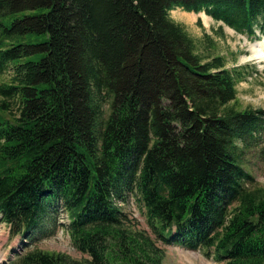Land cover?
Here are the masks:
<instances>
[{"label": "trees", "instance_id": "trees-1", "mask_svg": "<svg viewBox=\"0 0 264 264\" xmlns=\"http://www.w3.org/2000/svg\"><path fill=\"white\" fill-rule=\"evenodd\" d=\"M173 8L264 35V0H0V222L34 241L60 210L82 255L3 264H160L157 241L264 264V185L241 164L264 109L228 104L243 73Z\"/></svg>", "mask_w": 264, "mask_h": 264}, {"label": "rangeland", "instance_id": "rangeland-1", "mask_svg": "<svg viewBox=\"0 0 264 264\" xmlns=\"http://www.w3.org/2000/svg\"><path fill=\"white\" fill-rule=\"evenodd\" d=\"M167 13L170 19L175 22L179 21L178 23L199 47L206 43L203 38L204 33L211 37L215 53L224 57L226 66L234 67L243 73V79L235 83L234 101L229 102V105L234 104L236 108L264 109V62L247 58L251 53V46L264 36L256 40L250 39L244 34L235 33L220 22L213 21L202 12H184L179 8H173ZM197 19L201 26L196 24ZM6 75V73L1 74L0 78L4 79ZM245 146L241 164L252 174L255 184L264 185V133L260 136V140H250ZM121 207L136 228L143 229L152 236L144 219L142 208L132 198L129 197ZM62 221H65L64 213L59 210L54 232L34 241L23 239L18 235L10 236L7 226L0 222V264L6 262L14 253L32 247L63 252L76 259L82 256L71 246L64 227L60 225ZM26 244V248H23ZM157 244L163 250L160 264H218L212 258L204 257L202 249L189 250L159 241Z\"/></svg>", "mask_w": 264, "mask_h": 264}, {"label": "bare ground", "instance_id": "bare-ground-1", "mask_svg": "<svg viewBox=\"0 0 264 264\" xmlns=\"http://www.w3.org/2000/svg\"><path fill=\"white\" fill-rule=\"evenodd\" d=\"M263 37V36H262ZM259 39V38H258ZM264 37L251 46V53L247 58H254L259 62H264Z\"/></svg>", "mask_w": 264, "mask_h": 264}, {"label": "crops", "instance_id": "crops-1", "mask_svg": "<svg viewBox=\"0 0 264 264\" xmlns=\"http://www.w3.org/2000/svg\"><path fill=\"white\" fill-rule=\"evenodd\" d=\"M187 19H190V17H187ZM179 22V21H178Z\"/></svg>", "mask_w": 264, "mask_h": 264}]
</instances>
